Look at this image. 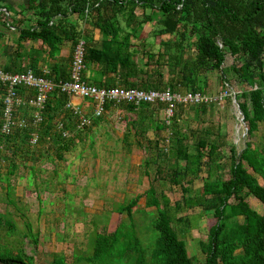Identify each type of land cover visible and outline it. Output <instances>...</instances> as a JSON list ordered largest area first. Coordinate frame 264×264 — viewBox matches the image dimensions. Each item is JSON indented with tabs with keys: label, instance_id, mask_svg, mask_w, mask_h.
<instances>
[{
	"label": "trees",
	"instance_id": "16d2710c",
	"mask_svg": "<svg viewBox=\"0 0 264 264\" xmlns=\"http://www.w3.org/2000/svg\"><path fill=\"white\" fill-rule=\"evenodd\" d=\"M28 7L35 10L37 27L23 28L20 35L38 39L50 58L59 53L65 41L71 42V51L66 57L56 59L51 67L47 66L48 73L39 65L42 48L23 69L15 70L3 64V70L31 69L54 81L69 80L72 52L82 35L64 19L69 14L79 18L89 15L99 29L100 40L98 45L85 40L84 79L97 87L149 90L168 86L171 91L184 87L185 91L208 93L210 78L205 72L218 71L222 79H226L227 72L234 73L247 86L236 94V100L248 138L240 151L232 145L225 154L226 141L218 124L202 117L211 109V103H179L167 123L162 103L142 102L136 106L107 102L104 114L80 129L79 115L66 107L70 97L54 89L45 103L36 144H30L26 128L12 135L0 133V161H9L5 179L8 181L15 172L17 156L38 159L41 154L26 155L32 147L39 153L44 147L62 159L65 152L89 138L92 126L103 121L108 110L117 109L126 118L134 116L127 118L123 144L128 147L133 144L129 140L132 133L136 137L135 145L154 155L144 159V174L149 175L150 164H155L154 181L160 179L179 186L184 205H197L209 213L206 239L199 241L203 264H264V0H29ZM147 23L156 27L151 30L155 36L152 43L147 41V36L140 35ZM166 34L178 37L158 39ZM189 35H195V40L185 44ZM153 45L161 46L156 55L150 51ZM187 47H193L190 57L184 56ZM139 53L146 54L147 60L142 65L138 63ZM227 54L233 60L224 66ZM162 55L172 72L166 81L158 69L144 70L151 61L159 66ZM91 69L96 72L87 77L85 71ZM18 92L24 93V89L19 88ZM28 94L32 95L33 91ZM190 108L192 118L197 121L194 128L184 127V114ZM20 110L21 114L29 113L27 106ZM58 122H62V129H57ZM63 129H67V136L62 134ZM150 130L154 132L153 139L146 137ZM259 130L262 134L256 142L253 137ZM81 154L82 151L78 155ZM158 159L168 162L160 166ZM47 160L52 158L48 156ZM222 164L228 168L227 178H223ZM30 169L33 170V164ZM202 172L200 195H190V183ZM9 192L7 185L6 194L10 195ZM141 196L145 198V207L154 208L150 225L157 237L154 236L149 249L139 239L133 216ZM249 196L261 203L263 211L251 206ZM182 207L180 200L171 203L166 189L157 192L152 181L142 193L112 204V211L124 216L113 231H106L103 225L100 231L95 229L91 233L90 251L74 255L70 263L63 254H57L50 264H193L186 241L174 227L175 219L182 220V216L176 217ZM9 220L5 223L12 226ZM186 228L183 226L182 230ZM32 241L36 242L34 235ZM0 264H33V256L21 248L12 250L0 244Z\"/></svg>",
	"mask_w": 264,
	"mask_h": 264
},
{
	"label": "rangeland",
	"instance_id": "374dc122",
	"mask_svg": "<svg viewBox=\"0 0 264 264\" xmlns=\"http://www.w3.org/2000/svg\"><path fill=\"white\" fill-rule=\"evenodd\" d=\"M2 12L0 11V17L4 16ZM88 17L92 18L89 15ZM152 29H156L153 23L146 24L140 34L147 36V41L151 43L155 40ZM0 30L3 31V35L0 36L1 68L4 64V27H0ZM177 37V34H166L158 39ZM194 40L195 35H189L184 43ZM65 43L68 46L67 52H70V41ZM160 50V45H153L150 51L156 55ZM193 53V47H187L184 56L190 57ZM137 58L140 65L147 60L146 54L142 53H139ZM163 58L166 57L162 55L159 66L157 62L151 61L144 70L154 72L158 69L162 73L163 81H166L172 76V72ZM232 60L227 54L223 65H230ZM205 75L210 78L207 94L212 96L224 92L228 94L221 102L211 103V109L202 117L206 121L212 120L214 124H218L221 136L226 141L223 150L225 154H228V148L232 145L240 151L248 137L236 94L247 86L241 84L231 72H227L226 79H222L220 73L215 70H209ZM185 90L184 87H180L177 91ZM184 115L186 118L184 127L194 128L197 121L192 118L193 109H188ZM103 117V121L92 126L89 138L78 143L71 151L65 152L62 159H58L44 147L40 153L34 151L32 147L25 152L26 155H41L33 161L17 156L18 166L15 172L9 175L8 181L5 176L9 171V161L5 159L0 161V176L3 178L0 179V244L12 250L23 249L27 255L33 256V264H50L57 254H63L70 263L74 255L90 251L88 242L95 229L100 231L105 225L106 231H113L123 218L124 215L112 211L114 202H121L125 197L142 193L153 181V187L157 192L166 189L171 203L176 200L182 202V209L176 212V217L182 216V220L175 219L174 227L179 237L186 241L193 264H203L204 255L200 250L199 241L206 239L209 213L197 205L194 207L184 205L179 186L168 185L160 179L154 181L155 164H150L149 175L144 174V159L153 158V153L150 151L144 153L136 146L134 143L136 137L132 133L129 135L132 145L128 147L122 141L127 118L134 119V116L126 118L117 109H110ZM261 134V130L257 131L253 139L259 142ZM146 137L153 139L154 132L150 130ZM142 141L145 143V138ZM80 151L82 154L78 155ZM48 156L52 161L47 160ZM158 160L160 166L168 162ZM32 164L33 170L30 169ZM221 172L223 178L228 177V168L223 164ZM203 175L204 172L194 177L190 183V195H200ZM259 181L262 183L260 178ZM7 185L10 186V195L6 194ZM144 199V196L139 198L133 216L139 239L142 245L149 249L155 239L154 236L157 237V232H153L150 225L154 208L145 207ZM249 202L254 209L263 211L261 203L254 197L249 196ZM7 218L13 222L12 226L5 223ZM183 226L187 228L182 230ZM33 235L36 242L32 241Z\"/></svg>",
	"mask_w": 264,
	"mask_h": 264
},
{
	"label": "built area",
	"instance_id": "2783aa9c",
	"mask_svg": "<svg viewBox=\"0 0 264 264\" xmlns=\"http://www.w3.org/2000/svg\"><path fill=\"white\" fill-rule=\"evenodd\" d=\"M85 40L79 39L74 46L70 62L69 80L54 81L45 75H37L31 69L23 72L5 71L0 68V133L12 135L16 131L29 129V142L34 145L39 137V125L44 118L46 100L54 89L67 94L70 99L66 107L79 115L77 127L82 129L92 123L94 117L104 114L107 102L120 104L124 102L139 105L142 102L150 104L162 103L166 122L173 115L177 104L196 105L200 103H219L227 92L210 95L203 92L171 91L166 86L162 89L144 90L140 88H125L122 86L97 87L83 77ZM48 73L47 70H43ZM24 89V93L18 89ZM33 91V94H28ZM85 99L91 105V113L84 112L80 105L72 101L73 98ZM28 107V115L21 114V107ZM62 122H58L57 129H62ZM64 136L67 129L62 130Z\"/></svg>",
	"mask_w": 264,
	"mask_h": 264
},
{
	"label": "crops",
	"instance_id": "0c3cea01",
	"mask_svg": "<svg viewBox=\"0 0 264 264\" xmlns=\"http://www.w3.org/2000/svg\"><path fill=\"white\" fill-rule=\"evenodd\" d=\"M28 3L29 0H0V9L4 13V16L0 17V27H4V67L11 65L15 70L23 69L24 65L28 64L35 57L37 51L42 48L43 50L39 53V57H41L39 65L43 70L48 71V67H51L56 59L69 54L68 46L66 41L63 42L59 53L54 56L55 58H50L38 39H26L20 35L23 28L37 27V15L34 8L28 7ZM64 20L81 32V39L98 45L100 33L93 22V17L79 18L76 14H69ZM145 26L146 24L143 27ZM94 72H96L95 69L87 70L85 75L88 77L94 75ZM72 101L80 105L87 114L91 113V105L88 106L85 99L77 97Z\"/></svg>",
	"mask_w": 264,
	"mask_h": 264
}]
</instances>
